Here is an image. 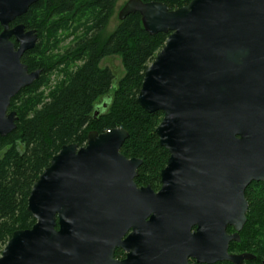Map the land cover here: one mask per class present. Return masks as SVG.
Masks as SVG:
<instances>
[{"label": "water", "instance_id": "water-1", "mask_svg": "<svg viewBox=\"0 0 264 264\" xmlns=\"http://www.w3.org/2000/svg\"><path fill=\"white\" fill-rule=\"evenodd\" d=\"M38 2L0 0L1 137L17 129L11 101L41 76L22 62L38 34L11 28ZM135 14L151 36L169 34L137 99L163 113L156 134L170 157L161 189L135 184L143 161L121 153L127 130L92 131L84 147L64 146L35 183L27 210L36 223L14 233L0 264L255 260L230 245L247 223L246 189L264 182V0H193L177 10L128 0L118 19Z\"/></svg>", "mask_w": 264, "mask_h": 264}, {"label": "trees", "instance_id": "trees-1", "mask_svg": "<svg viewBox=\"0 0 264 264\" xmlns=\"http://www.w3.org/2000/svg\"><path fill=\"white\" fill-rule=\"evenodd\" d=\"M119 1L39 0L14 23L38 34L36 48L25 53L22 62L30 72L41 71V76L13 98L9 111L17 112V129L7 137L0 136V257L16 231L35 225L27 210L28 199L52 159L66 145L84 147L92 131L127 130L130 136L121 153L143 161L138 170L139 186L160 188V175L170 157L156 134L163 113H147L137 99L145 71L169 34L151 36L139 14L119 21L117 28L108 32ZM192 1L143 0L163 3L170 10ZM2 31L0 25V34ZM62 31L66 36L59 39ZM67 37H73L74 43L53 62L47 60V52L58 49ZM114 56L122 59V76L101 67L106 58ZM56 71L64 78L46 93ZM246 198L247 223L240 242L231 243L230 253L247 252L256 257L243 264H264V182L252 183ZM229 232H234L233 228ZM122 255L121 250L116 251L117 258Z\"/></svg>", "mask_w": 264, "mask_h": 264}, {"label": "rangeland", "instance_id": "rangeland-1", "mask_svg": "<svg viewBox=\"0 0 264 264\" xmlns=\"http://www.w3.org/2000/svg\"><path fill=\"white\" fill-rule=\"evenodd\" d=\"M127 1L128 0H120L118 2L116 10H115V14L109 23L108 32H113L117 28L118 22H119L118 13ZM64 36H66V34L62 31L59 39L61 37L63 38ZM74 41L75 40L73 37H70V38L67 37L66 39H63V41H61L62 43L59 45L58 49L49 50L47 52L46 59L53 62L55 60V58L62 55L74 43ZM101 67L102 68H108V69L112 70V72L116 76H122L124 74L122 59L118 56L106 58L102 62ZM63 78H64L63 75H61V76L58 75V71H56L55 74L52 73L51 78H50V84H49L50 87L44 89V90H46V93H48L50 91V89H52L56 85V83L61 81ZM232 233H234V232H232ZM235 254H243V253H235Z\"/></svg>", "mask_w": 264, "mask_h": 264}, {"label": "flooded vegetation", "instance_id": "flooded-vegetation-1", "mask_svg": "<svg viewBox=\"0 0 264 264\" xmlns=\"http://www.w3.org/2000/svg\"><path fill=\"white\" fill-rule=\"evenodd\" d=\"M15 22H16V21H15ZM15 22H14V23H15ZM14 23L11 25V28H14L16 25H18V24H14ZM12 40L15 41L14 38H13ZM138 176H139V173H138ZM138 176H137V177H138ZM137 177L134 178V182H135V184L137 185L138 188L148 187V186H139V184H138V182H137ZM161 186H162V182H161L160 188H158V190H154V189H153V190L156 191V192H158V191L161 189ZM150 187H151V186H150ZM117 250H121V249H117ZM117 250H116V251H117ZM121 251L123 252V255H122L121 257L117 258V257H116V252H115V258H116V259H119V260H124V259L126 258V253H125L123 250H121ZM191 263H194V261H191Z\"/></svg>", "mask_w": 264, "mask_h": 264}]
</instances>
